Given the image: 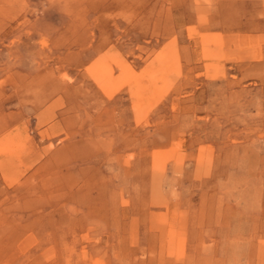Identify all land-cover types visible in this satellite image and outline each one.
Segmentation results:
<instances>
[{"label":"rangeland","instance_id":"obj_1","mask_svg":"<svg viewBox=\"0 0 264 264\" xmlns=\"http://www.w3.org/2000/svg\"><path fill=\"white\" fill-rule=\"evenodd\" d=\"M0 0V264H264V0Z\"/></svg>","mask_w":264,"mask_h":264},{"label":"clouds","instance_id":"obj_2","mask_svg":"<svg viewBox=\"0 0 264 264\" xmlns=\"http://www.w3.org/2000/svg\"><path fill=\"white\" fill-rule=\"evenodd\" d=\"M209 8H210V9L214 8V5H213V3H212V0H209Z\"/></svg>","mask_w":264,"mask_h":264}]
</instances>
